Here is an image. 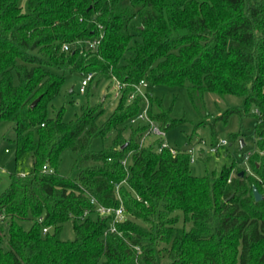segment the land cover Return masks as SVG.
Returning a JSON list of instances; mask_svg holds the SVG:
<instances>
[{"label": "trees", "instance_id": "obj_1", "mask_svg": "<svg viewBox=\"0 0 264 264\" xmlns=\"http://www.w3.org/2000/svg\"><path fill=\"white\" fill-rule=\"evenodd\" d=\"M67 71L124 84L105 122L101 105L70 122L48 115ZM140 81L185 87L198 112L206 92L241 97L220 118L255 117L251 171L231 161L199 177L187 146L146 142L148 121L131 122L146 106ZM148 100L162 131L182 122ZM3 122L31 168L0 194V264H264V0H0ZM95 138L110 141L92 151ZM65 151L75 177L58 172ZM67 221L72 240L60 237Z\"/></svg>", "mask_w": 264, "mask_h": 264}, {"label": "rangeland", "instance_id": "obj_2", "mask_svg": "<svg viewBox=\"0 0 264 264\" xmlns=\"http://www.w3.org/2000/svg\"><path fill=\"white\" fill-rule=\"evenodd\" d=\"M82 75L78 72H65L64 82L58 95L48 106V115L54 116L61 111L63 121H73L80 115L83 108L98 107L101 105L102 112L96 114V122H105L116 108L120 94L113 79L99 78L93 76V80L83 93L79 92ZM139 93L144 95L145 102L149 97L155 103H149L152 114L161 110L170 117L180 119L182 122L175 127L162 131L158 122L154 125L162 131L157 137L147 136L146 142L161 139L169 146L184 148L187 146L190 163L189 168L196 176L202 177L205 174L215 173L218 175L224 165L235 161L241 168H249L248 160L256 151L255 117L251 114L239 117L231 115L226 121L220 118L228 108H238L243 105V99L235 95L219 97L215 93H204V110L198 112L190 103L185 87H171L167 85H153L148 82L139 86ZM158 103V104H157ZM9 123H0V194L9 184V176L12 173H27L31 168V157L25 154L19 161L13 159V146L4 140L5 134L9 132ZM239 133L235 138L233 134ZM127 131L125 136L127 137ZM244 146L239 150V140ZM224 140L226 145L218 149L217 153L209 152V148L218 141ZM110 139L102 141L99 138L93 139L90 150L99 151L104 148ZM88 162L81 166H87ZM78 168L73 166L72 154L65 151L61 155L58 172L62 176L75 177ZM24 228L31 226L30 221L23 222ZM7 229H5V236ZM4 236V240H5ZM63 240H72L74 232L71 221L63 224L60 232Z\"/></svg>", "mask_w": 264, "mask_h": 264}, {"label": "built area", "instance_id": "obj_3", "mask_svg": "<svg viewBox=\"0 0 264 264\" xmlns=\"http://www.w3.org/2000/svg\"><path fill=\"white\" fill-rule=\"evenodd\" d=\"M88 44V48L89 49H95L96 46L99 44V39H94V40H90L87 42ZM64 50H67V47L64 46ZM93 76L94 74L92 73H86L85 75L82 76L81 82H80V86H79V92L83 93L86 89V87L91 83V81L93 80ZM115 85L117 89H120L122 86H124V84L119 83L118 81H115ZM145 85V81H140L137 85H134L135 88V92L139 93V86ZM133 95L130 96V98H132ZM147 110H148V103L146 101V106L144 107V109L142 110V112H140L139 114H137L132 120L131 122L134 123L136 121H148V123L150 124V127L148 129L147 133L153 134V135H159L161 136L163 133L162 131H160L159 129L156 128V126L154 125V122L148 120L147 118ZM226 145V142L224 140L218 141L215 145H212L209 148V152L211 153H215L217 151V149L222 148ZM162 147H168L166 142L162 143ZM173 151V150H171ZM245 160H248L249 157L245 156L244 157ZM246 171L249 170V168H244ZM93 202V200H92ZM98 211L102 214H110V213H114V220H120L122 218V214H123V209L121 207L117 208V209H110V208H104V207H99ZM110 232L114 231V226L111 225L110 226ZM47 228H43V232H46Z\"/></svg>", "mask_w": 264, "mask_h": 264}, {"label": "water", "instance_id": "obj_4", "mask_svg": "<svg viewBox=\"0 0 264 264\" xmlns=\"http://www.w3.org/2000/svg\"><path fill=\"white\" fill-rule=\"evenodd\" d=\"M35 103H36V101H34V102L31 104V106H34ZM243 146H244V143H243V141L240 139V140H239V149H242ZM239 176H240V177L243 176V172H242V171L239 172ZM252 190H253V196H254L255 201H260V200L262 199V195L257 191V189H256L255 187H253Z\"/></svg>", "mask_w": 264, "mask_h": 264}]
</instances>
